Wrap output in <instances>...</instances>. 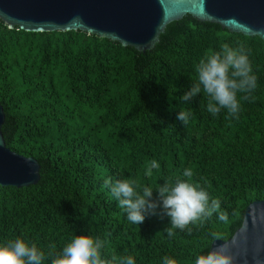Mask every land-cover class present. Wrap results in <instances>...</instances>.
Returning a JSON list of instances; mask_svg holds the SVG:
<instances>
[{
  "label": "trees",
  "instance_id": "1",
  "mask_svg": "<svg viewBox=\"0 0 264 264\" xmlns=\"http://www.w3.org/2000/svg\"><path fill=\"white\" fill-rule=\"evenodd\" d=\"M228 43L249 56L257 88L241 95L238 118L213 116L207 96L182 95L196 66ZM0 103L7 146L41 164V179L0 186V243L30 240L53 256L76 235L105 241L117 262L192 264L195 254L241 227L247 206L264 199V40L190 15L168 24L146 52L81 30L25 31L0 20ZM190 110L188 125L176 119ZM155 159L159 169H151ZM193 172L191 182L219 199L216 215L172 229L162 210L131 224L105 181L135 179L155 190ZM172 230L175 234L169 236ZM51 264V257L45 261Z\"/></svg>",
  "mask_w": 264,
  "mask_h": 264
},
{
  "label": "water",
  "instance_id": "2",
  "mask_svg": "<svg viewBox=\"0 0 264 264\" xmlns=\"http://www.w3.org/2000/svg\"><path fill=\"white\" fill-rule=\"evenodd\" d=\"M188 15L264 40V0H0V20L9 28L81 30L141 52L155 47L169 23ZM5 118L0 103V186L35 185L41 164L7 146ZM221 243L235 257L234 264H264V199L247 206L230 239H217L211 247Z\"/></svg>",
  "mask_w": 264,
  "mask_h": 264
},
{
  "label": "clouds",
  "instance_id": "3",
  "mask_svg": "<svg viewBox=\"0 0 264 264\" xmlns=\"http://www.w3.org/2000/svg\"><path fill=\"white\" fill-rule=\"evenodd\" d=\"M197 80L190 90L182 95L184 103L206 94L207 111L216 116L222 111L238 118L242 111L241 95L248 94L257 88V76L247 53L241 47L228 43L220 46L218 51L207 52L196 66ZM193 117L190 110H179L176 119L188 125ZM151 169H159L160 164L153 159ZM186 179L165 182L155 190L141 186L135 179L106 180L108 187L126 213L127 220L134 225H141L149 215H157L162 210L172 229L192 231L190 225L202 224L216 215L223 223L229 222L228 213L221 211L219 199L212 198L209 192L198 183L191 182L193 172L186 168L182 173ZM175 233L169 230L167 233ZM213 243L216 236L211 234ZM105 241L98 236L82 234L74 236L62 250L54 256L38 247L30 240L16 238L0 243V264H45L51 257V264H137L133 256L117 260L104 254ZM235 257L221 243L218 247H209L195 254L192 264H234ZM161 264H182V261L164 256Z\"/></svg>",
  "mask_w": 264,
  "mask_h": 264
}]
</instances>
